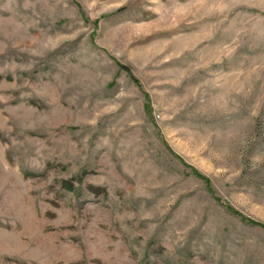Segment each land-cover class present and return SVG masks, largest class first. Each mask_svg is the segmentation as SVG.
Wrapping results in <instances>:
<instances>
[{"label": "rangeland", "instance_id": "1", "mask_svg": "<svg viewBox=\"0 0 264 264\" xmlns=\"http://www.w3.org/2000/svg\"><path fill=\"white\" fill-rule=\"evenodd\" d=\"M0 264H264V0H0Z\"/></svg>", "mask_w": 264, "mask_h": 264}]
</instances>
